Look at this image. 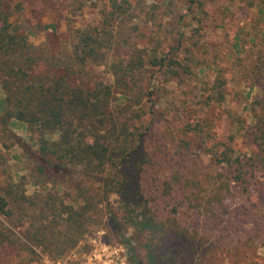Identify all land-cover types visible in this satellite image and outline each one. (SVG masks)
Segmentation results:
<instances>
[{"label": "rangeland", "instance_id": "374dc122", "mask_svg": "<svg viewBox=\"0 0 264 264\" xmlns=\"http://www.w3.org/2000/svg\"><path fill=\"white\" fill-rule=\"evenodd\" d=\"M8 1L14 10L11 21L22 29L38 30L40 26L55 25L57 32L51 28L48 39L52 50L59 51L62 43H69V26L74 25L81 29L95 28L101 32L102 39L119 34L118 40L122 39L125 46L106 50L112 62L127 61L144 48L148 50L141 54L144 58L169 55L167 60H177L168 71L166 68L160 72L157 68L146 70L138 75V83L147 88L145 94H153L150 104L153 103L158 112L153 120L152 115H147L144 121L146 125L151 121L146 145L160 151L163 159L156 165L159 177L170 178L174 172L179 173L183 178L174 184L177 191L185 185L188 189L191 185L194 187V191L187 194L190 201L181 199L183 205L179 208L183 211L186 202L192 205V226L188 227L193 247L182 251L178 247L182 240L168 233V237L157 241L162 244L173 240L179 252L173 255L170 251L159 257L161 260L148 261L151 254L147 246H153L149 244L148 233L137 232L129 226L122 236L115 235L114 222L108 212L123 209L121 200L113 195L110 208L104 209L103 223L91 226L87 237L80 240L75 249L86 247L90 238L103 237L107 243L123 244L129 259V248H134L143 264H264V172L257 173L262 184L258 189L230 190L227 198H223V207L201 214L202 210L210 208L207 204H216L211 195L218 174L223 173L211 168L210 145L217 149L219 144L230 141L242 153L257 152L250 144L249 134L253 129L250 117L253 102L259 103L255 112L264 115V71H259L263 63L260 49L264 48V0ZM36 32L38 34L31 35L29 40L38 45L46 40V34ZM89 70L92 73L85 77L87 80L99 78L111 83L107 67H90ZM168 79L171 80L168 82ZM257 80L262 82L259 84ZM9 126L14 135L4 142L0 140V190L13 189L17 195L18 204L13 208L16 228L3 217L0 221L12 229L20 241L16 243L18 246H0V264H31L48 255L27 239L32 221L43 213L55 214L62 210L63 204L77 210L80 205L76 202L78 177L70 176L51 161L45 179L38 170V165L44 164L38 156V136L19 122H11ZM51 138L54 140L57 136ZM91 186L92 189L99 187L95 183ZM62 214L67 216L65 212ZM40 221L43 223L42 219ZM42 223L37 222L32 232ZM54 226L49 229L48 237L55 233L56 239L63 241L64 228ZM72 250L54 259H61Z\"/></svg>", "mask_w": 264, "mask_h": 264}, {"label": "trees", "instance_id": "16d2710c", "mask_svg": "<svg viewBox=\"0 0 264 264\" xmlns=\"http://www.w3.org/2000/svg\"><path fill=\"white\" fill-rule=\"evenodd\" d=\"M13 13L9 1L0 0V140L4 142L14 135L9 128L11 122L25 125L38 136V156L44 162L38 165L40 174L47 179L46 169L52 161L70 176L76 175V202L80 204L77 210L63 204L62 210H53L57 211L53 215L40 214L26 233L28 241L43 249L50 258L61 257L87 237L91 226L103 223L104 209L110 208V198L114 195L121 200L123 209L122 212L114 209L108 212L114 222L115 235L122 236L129 226L137 232L148 233L149 244H153L147 246L151 254L148 261L161 260L159 257L170 251L173 255L179 252L173 246L175 241L162 244L157 241L168 237V233L182 240L178 245L182 251H190L193 242L188 226H192V205L186 202L183 211L179 208L183 205L181 199L190 201L187 194L190 195L194 187L191 185L188 189L185 185L177 191L174 184L183 177L172 168L174 175L170 178L159 177L156 165L163 159L160 151L146 145L151 121L149 125L144 121L147 115H152L153 120L158 112L155 105L150 104L153 94H145L147 88L138 83V75L146 70L157 68L160 72L166 68L168 71L177 60H167L169 55L144 58L141 54L148 51L144 48L137 51V55L129 56L127 61L112 62L106 50L125 46L122 39L118 40L119 34L102 39L101 32L95 28L81 29L74 25L69 26V43H62L59 51L52 50L48 39L51 28L57 32L55 25L38 27L46 34V40L36 45L29 37L37 35L38 30L33 27L22 29L14 24L11 21ZM260 50L263 51V63L259 71H264V48ZM101 66L110 70L111 83L99 78L93 81L85 78L92 73L90 67ZM257 82L260 84L262 80ZM257 104L253 102L252 105L253 129L249 134L250 144L257 152L242 153L230 141L219 144L217 149L210 145L211 168H218L223 173L218 174L211 195L216 204H207L210 208L202 210L201 214L223 207V198H227L226 193L230 190L248 192L250 188L255 190L262 186L257 173L264 172V115L255 112ZM199 131L204 132L203 129ZM53 136L57 139L53 140ZM94 183L99 187L92 189ZM17 204L13 189L0 190V217L15 228L13 208ZM63 212L67 213L66 217ZM37 222L42 225L32 232ZM53 224L64 228L63 241H58L55 233L48 237ZM239 224L241 227L243 222ZM18 241L14 231L0 221V246H18ZM52 245L53 249L50 248ZM129 250L131 263L143 264L135 249Z\"/></svg>", "mask_w": 264, "mask_h": 264}, {"label": "built area", "instance_id": "2783aa9c", "mask_svg": "<svg viewBox=\"0 0 264 264\" xmlns=\"http://www.w3.org/2000/svg\"><path fill=\"white\" fill-rule=\"evenodd\" d=\"M86 247L76 248L61 259L41 256L31 264H132L123 244L107 243L103 237L90 238Z\"/></svg>", "mask_w": 264, "mask_h": 264}]
</instances>
